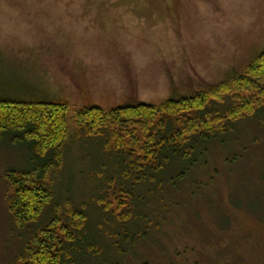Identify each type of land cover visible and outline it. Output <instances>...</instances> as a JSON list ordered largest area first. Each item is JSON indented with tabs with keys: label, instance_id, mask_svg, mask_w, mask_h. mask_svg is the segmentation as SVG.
<instances>
[{
	"label": "rangeland",
	"instance_id": "rangeland-1",
	"mask_svg": "<svg viewBox=\"0 0 264 264\" xmlns=\"http://www.w3.org/2000/svg\"><path fill=\"white\" fill-rule=\"evenodd\" d=\"M263 49L264 0H0L1 90L72 108L189 96L242 71ZM234 130L195 165L168 166L174 183L158 174L137 188L132 209L150 221L131 242L121 235L135 231L120 216L95 213L107 188L87 172L99 144L73 128L54 202L64 188L84 208L97 250L83 264H104V256L112 264H264V110ZM26 150L0 143V264H18L23 245L4 175L30 166Z\"/></svg>",
	"mask_w": 264,
	"mask_h": 264
},
{
	"label": "trees",
	"instance_id": "trees-1",
	"mask_svg": "<svg viewBox=\"0 0 264 264\" xmlns=\"http://www.w3.org/2000/svg\"><path fill=\"white\" fill-rule=\"evenodd\" d=\"M1 86L0 143L23 145L30 164L4 175L9 213L16 228L25 233L18 264H83L87 254L97 250L95 234L86 229L84 208L72 206L71 190L64 188L54 202L55 189L62 184L66 150L73 143V128L81 131L79 140L99 144L95 164L94 155L90 156L88 163L93 168L87 172L104 178L107 188L101 198L92 197L100 198L95 213H116L119 222L135 231L119 235L134 242L141 226L147 229L150 221L132 209L139 198L137 188L157 183L158 174L173 182L166 169L174 161L195 165L208 144L264 110V49L242 71L206 90L158 104L132 101L110 108H72L62 99L41 98L31 92L17 95ZM137 216L143 217L133 220ZM119 251L128 252L125 247ZM104 264H112L107 256Z\"/></svg>",
	"mask_w": 264,
	"mask_h": 264
}]
</instances>
